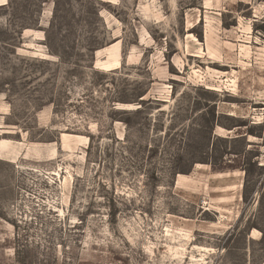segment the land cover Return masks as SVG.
<instances>
[{"label": "rangeland", "instance_id": "obj_1", "mask_svg": "<svg viewBox=\"0 0 264 264\" xmlns=\"http://www.w3.org/2000/svg\"><path fill=\"white\" fill-rule=\"evenodd\" d=\"M0 264H264V0H0Z\"/></svg>", "mask_w": 264, "mask_h": 264}, {"label": "bare ground", "instance_id": "obj_2", "mask_svg": "<svg viewBox=\"0 0 264 264\" xmlns=\"http://www.w3.org/2000/svg\"><path fill=\"white\" fill-rule=\"evenodd\" d=\"M229 131V130H228Z\"/></svg>", "mask_w": 264, "mask_h": 264}]
</instances>
